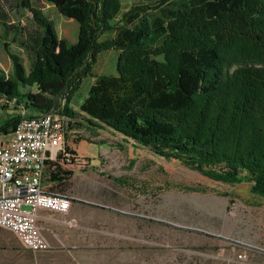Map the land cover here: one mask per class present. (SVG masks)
<instances>
[{"label":"trees","instance_id":"obj_1","mask_svg":"<svg viewBox=\"0 0 264 264\" xmlns=\"http://www.w3.org/2000/svg\"><path fill=\"white\" fill-rule=\"evenodd\" d=\"M45 1L74 22L76 36L60 38L50 18L21 0L41 36L28 71L5 48L12 73L0 69V104L10 110L0 137L50 113L62 119L70 156L68 141L130 146L214 182H247L264 197V0ZM104 52L115 55L113 74L96 72Z\"/></svg>","mask_w":264,"mask_h":264},{"label":"rangeland","instance_id":"obj_2","mask_svg":"<svg viewBox=\"0 0 264 264\" xmlns=\"http://www.w3.org/2000/svg\"><path fill=\"white\" fill-rule=\"evenodd\" d=\"M160 1L148 3L153 7ZM30 3L53 21L60 38L74 41V22L45 0ZM40 36L21 0H0V69L5 74L12 73L5 48L20 56L28 71L32 43ZM114 69L112 52L98 57V74H113ZM90 83L85 80L74 97L75 111ZM2 105L0 123L10 110ZM105 161L108 170L100 180L113 184L106 195L110 201L93 212L104 213L93 238L81 240L93 249V264H264V197L252 194L249 183L214 182L146 150H113Z\"/></svg>","mask_w":264,"mask_h":264},{"label":"crops","instance_id":"obj_3","mask_svg":"<svg viewBox=\"0 0 264 264\" xmlns=\"http://www.w3.org/2000/svg\"><path fill=\"white\" fill-rule=\"evenodd\" d=\"M68 146L77 160L73 163L48 160L44 167V190L66 196L71 202L66 214L42 209L37 212V226L48 249L33 252L13 232L0 227V264H93V249L83 246L81 240L93 238V229L100 225L98 216L103 218L104 213L97 216L93 212L103 202L109 203L107 190L113 184L100 178L106 176L103 172L108 170L105 160L109 152L119 150L108 143L98 145L86 141L75 144L68 141Z\"/></svg>","mask_w":264,"mask_h":264},{"label":"built area","instance_id":"obj_4","mask_svg":"<svg viewBox=\"0 0 264 264\" xmlns=\"http://www.w3.org/2000/svg\"><path fill=\"white\" fill-rule=\"evenodd\" d=\"M63 147L62 119L50 113L25 118L6 140H0V227L33 252L48 249L37 226V212L66 214L71 207L66 196L50 195L42 185L47 160L62 154L66 162L75 161Z\"/></svg>","mask_w":264,"mask_h":264}]
</instances>
